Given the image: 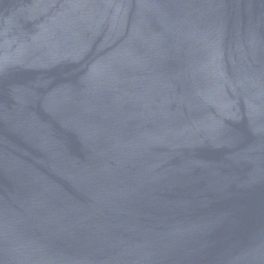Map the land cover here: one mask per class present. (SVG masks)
Masks as SVG:
<instances>
[{"label":"water","instance_id":"obj_1","mask_svg":"<svg viewBox=\"0 0 264 264\" xmlns=\"http://www.w3.org/2000/svg\"><path fill=\"white\" fill-rule=\"evenodd\" d=\"M0 264H264V0H0Z\"/></svg>","mask_w":264,"mask_h":264}]
</instances>
